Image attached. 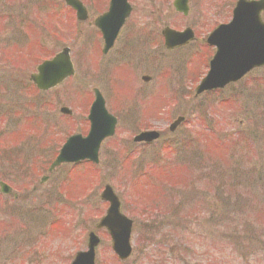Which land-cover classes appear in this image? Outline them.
<instances>
[{
    "label": "rangeland",
    "instance_id": "rangeland-1",
    "mask_svg": "<svg viewBox=\"0 0 264 264\" xmlns=\"http://www.w3.org/2000/svg\"><path fill=\"white\" fill-rule=\"evenodd\" d=\"M97 1L82 0L89 17L80 22L64 0H0V159L19 170L17 179H4L17 199L0 195V264H70L91 231L101 239L95 264H264V67L214 92L194 91L213 53L205 38L230 20L237 0H189L186 16L172 0H131L146 39L131 35L123 51L126 28L107 55L89 24L107 0ZM58 6L63 29L40 31ZM164 26L191 27L196 39L170 51ZM199 44L208 49L191 58ZM22 46H31L26 57ZM63 46L74 75L37 90L30 74ZM93 88L117 118L116 132L103 142L96 165L82 164L63 180L64 167L47 168L65 139L82 132ZM61 106L73 114H60ZM179 116L185 120L170 132ZM142 130L161 137L134 143ZM105 184L133 220L126 262L112 252L108 233L96 229L107 208L100 198Z\"/></svg>",
    "mask_w": 264,
    "mask_h": 264
},
{
    "label": "water",
    "instance_id": "water-1",
    "mask_svg": "<svg viewBox=\"0 0 264 264\" xmlns=\"http://www.w3.org/2000/svg\"><path fill=\"white\" fill-rule=\"evenodd\" d=\"M65 1L76 10L77 18H85V11L78 0ZM123 1L111 0L110 9L120 6ZM177 8H181L179 4H177ZM262 10H264V0H238L233 10L231 21L226 25H220L214 30L208 41L216 46L217 51L211 61L207 75L195 89L197 94L205 90L221 88L225 84L239 79L252 67L264 65V23L260 18ZM111 14L110 12L105 14L97 19L95 24L99 25L101 23L105 25L104 23H107L106 17L111 16ZM126 14L127 11L124 15ZM123 19L124 17L119 18L117 21L119 24L116 22L110 23L116 29L109 35V38H107L108 32L104 33L108 43L112 42ZM163 34L168 46L181 44L186 38L185 33H175L169 29H166ZM73 72L69 49L64 48L62 52L55 55L51 60L41 63L37 67V73L32 74L30 79L36 84L37 88L47 90L72 75ZM144 79L147 80V78ZM94 93L95 100L89 112L91 127L88 135L82 138L76 134L68 138L50 165L49 170H52L62 162H78L84 159L97 162L100 142L105 137L113 134L115 118L105 110L99 91L95 89ZM61 111L64 113L70 112L67 108H63ZM181 120V117L178 118L171 125V129H174ZM157 137V132L150 131L140 133L135 137V140L149 142ZM2 190L7 191V189ZM101 199L107 201L109 207L105 216L96 225V228L106 229L111 239L113 252L120 260H126L131 254L132 221L120 212L119 200L108 185L105 186ZM99 242V237L93 231L89 232L87 235V249L77 252L71 264H94L96 248Z\"/></svg>",
    "mask_w": 264,
    "mask_h": 264
},
{
    "label": "flooded vegetation",
    "instance_id": "flooded-vegetation-1",
    "mask_svg": "<svg viewBox=\"0 0 264 264\" xmlns=\"http://www.w3.org/2000/svg\"><path fill=\"white\" fill-rule=\"evenodd\" d=\"M108 1V2H107ZM106 1V5H105V7L104 8H100V9H97V12H96V16L95 17H97V16H100L102 13H104L106 10H107V7H108V4H109V0H107ZM128 1V3H129V5H130V15L128 16V18L125 20V22H124V24H123V26L121 27V29H120V31H119V34H118V36L115 38V40H114V42H113V44H112V46H111V48L110 49H108L107 50V52L105 53V54H103V55H107L110 51H112V52H114L116 49H115V47H116V45H117V43H118V41H119V36H120V34L122 33V31L124 30V29H126L127 28V30H128V32H130V34H129V36L125 39V41L123 42V46H124V49H123V51L125 50V47L127 46V44H128V39H129V37L131 36V35H133V34H137V35H139V39H141V41H143V39H146L145 37H146V30H144L143 29V27L141 26V25H139V24H137L138 26H140V28L139 27H136L135 26V23H138L137 22V18H135V17H133V10L135 9V6L133 5V2L131 1V0H127ZM144 14V13H143ZM135 22V23H134ZM165 27V26H164ZM96 31H97V35H98V40H99V42H100V44H101V49H100V51H101V53H102V50H103V46H104V41H103V38H102V34L100 33V31L98 30V29H96ZM196 39V38H195ZM144 43V42H143ZM187 45H185V46H182V47H177L176 49L174 48V50L173 51H178L179 49H182L183 47H186ZM115 49V50H114ZM208 49V48H207ZM172 51V50H171ZM112 52H110V53H112ZM117 52V51H116ZM109 53V54H110ZM134 53H136V51H134ZM208 59H209V57H208ZM208 59L206 60V61H208ZM1 120H3V115H2V113L0 112V127H1V125H2V122H1ZM87 123V125H88V122H86ZM4 131H2V129H0V144H3L2 142H1V139H2V133H3ZM1 156H4V152H3V154H0V157ZM31 165H32V163H30ZM19 172V170H8V169H6V165H5V163H3V161L0 159V181H5L4 179L7 177V181H10V180H12V179H15V178H13V177H16V179L18 178L17 176H16V174ZM13 176V177H12ZM1 178H3V179H1ZM9 178H12V179H9ZM16 181V180H15ZM7 183V182H6ZM10 186L12 185L11 183L9 184ZM11 188H12V186H11ZM10 192V194H8V195H3V194H1L0 193V195H2V196H10L12 199H17V197H18V195L16 194V193H11V191H9ZM7 264H13L12 263V261L11 260H7Z\"/></svg>",
    "mask_w": 264,
    "mask_h": 264
},
{
    "label": "trees",
    "instance_id": "trees-1",
    "mask_svg": "<svg viewBox=\"0 0 264 264\" xmlns=\"http://www.w3.org/2000/svg\"><path fill=\"white\" fill-rule=\"evenodd\" d=\"M179 171H181L182 170V172H180V174H181V178H180V180L181 181H185V179H184V177H183V174H184V171H185V167H181V168H179L178 169ZM185 177H186V175H184ZM190 180V179H189ZM187 181V180H186ZM191 181H193V180H191ZM180 182V181H179ZM256 237V236H255ZM255 237H253V238H255Z\"/></svg>",
    "mask_w": 264,
    "mask_h": 264
}]
</instances>
